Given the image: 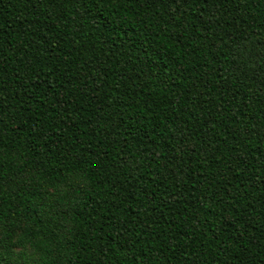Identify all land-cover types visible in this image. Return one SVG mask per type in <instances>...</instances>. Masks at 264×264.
I'll return each mask as SVG.
<instances>
[{
    "label": "trees",
    "instance_id": "trees-1",
    "mask_svg": "<svg viewBox=\"0 0 264 264\" xmlns=\"http://www.w3.org/2000/svg\"><path fill=\"white\" fill-rule=\"evenodd\" d=\"M0 264H264V0H0Z\"/></svg>",
    "mask_w": 264,
    "mask_h": 264
},
{
    "label": "snow or ice",
    "instance_id": "snow-or-ice-1",
    "mask_svg": "<svg viewBox=\"0 0 264 264\" xmlns=\"http://www.w3.org/2000/svg\"><path fill=\"white\" fill-rule=\"evenodd\" d=\"M5 147H8V146L5 145L2 140H0V152H3Z\"/></svg>",
    "mask_w": 264,
    "mask_h": 264
}]
</instances>
